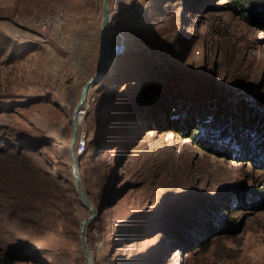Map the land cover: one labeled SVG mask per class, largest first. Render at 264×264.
<instances>
[{
    "label": "rangeland",
    "instance_id": "rangeland-1",
    "mask_svg": "<svg viewBox=\"0 0 264 264\" xmlns=\"http://www.w3.org/2000/svg\"><path fill=\"white\" fill-rule=\"evenodd\" d=\"M102 4L0 0V32L12 43L11 61L0 63V148L11 152L21 142L34 150L27 157L59 187L77 232L67 253L41 241L39 247H24L14 264H87L79 224L91 213L74 190L69 141L80 89L98 70ZM57 10L68 11L72 20L48 44L36 41V20ZM115 16L110 35L118 31L126 46L112 49L105 69L110 75L89 89L76 144L80 136L92 142L109 118L121 122L136 107L134 137L143 140L126 164H115L120 149L105 143L99 153L91 147L78 155L77 173L97 212L84 226L93 263L264 264L261 32L226 12L224 0H130ZM81 24L93 33L82 31L88 44L83 50L76 29ZM192 130L197 141L188 135ZM156 150L169 154L165 170L149 172L147 191L140 193L142 162H153ZM100 173L105 179L98 185ZM214 201L228 206L219 217L232 221L222 225L231 234L205 252L175 245L171 231L184 227L176 219L196 207L211 211L207 205ZM136 222L165 226L147 231L132 246L123 236Z\"/></svg>",
    "mask_w": 264,
    "mask_h": 264
},
{
    "label": "trees",
    "instance_id": "trees-1",
    "mask_svg": "<svg viewBox=\"0 0 264 264\" xmlns=\"http://www.w3.org/2000/svg\"><path fill=\"white\" fill-rule=\"evenodd\" d=\"M224 10L259 30L264 43V0H224ZM11 44V40L0 32L1 64L11 61ZM6 51L9 52L4 58ZM109 73L105 70L98 83L103 85L106 81L103 78L108 77ZM168 98L171 101L172 97ZM2 104L0 101V105ZM135 114L140 115L137 107L130 108L121 122L114 123L113 119L109 118L110 120L100 135L92 142H87L84 149L88 150L92 147L93 153H99L103 143L107 146L114 145L118 147V150L120 149L115 153V164L132 162L142 148L143 140V138L134 137L137 125L134 119ZM255 119L247 124L244 123L245 127H251ZM175 131L182 136L185 133L180 128H176ZM258 132L264 133V130H258ZM188 135L193 141H197L200 137L195 134L194 130ZM9 149L11 152L0 148V264H14L20 261L19 255L25 254L24 247H39L41 241L54 246L62 253H67L71 249V241L77 239L76 220L68 202L61 194L59 187L39 168H36L33 161L27 157V154L34 151L29 148L28 144L24 145L20 142L16 146H10ZM155 154L154 163L147 162L148 165H146L142 162L145 170L138 176L140 185L137 188L140 193L147 191V185L150 182L149 172L162 174L165 170L163 158L169 157L168 152L163 154L156 150ZM100 168L96 167V171ZM98 177L100 180L98 185H101L105 176L100 173ZM82 186L88 196V188ZM76 196H78L77 193ZM207 206L211 211L203 208L199 210L196 207L176 219L184 225L183 230L171 231L172 241L179 248L190 252H197V250L205 252L215 244L217 239L231 234L232 230L224 229L222 225L227 227L232 221H223L219 217L228 209V206L218 201L211 202ZM156 226L165 225L142 224L138 226L136 222L132 231L123 237L132 239V246H134L137 241H142L147 231Z\"/></svg>",
    "mask_w": 264,
    "mask_h": 264
},
{
    "label": "water",
    "instance_id": "water-1",
    "mask_svg": "<svg viewBox=\"0 0 264 264\" xmlns=\"http://www.w3.org/2000/svg\"><path fill=\"white\" fill-rule=\"evenodd\" d=\"M108 5H109V0H103L101 21L99 25L100 41H99L98 70L81 87L78 102L75 105L73 112H72V116H71L72 134H71V138L69 141V150H70V157H71V172H72V176L74 179V189L79 197L81 204L85 208H87L89 212L91 213L89 217L81 221L79 224L80 248H81V252L87 264H94V263H93V259L91 255L88 252V249L85 243L84 226L95 218L97 212L94 209V207L90 204L88 197L86 195V192L83 189V186L81 184V181L77 173L78 155L75 151V144H76V140L78 137V125L80 122V119L78 120V116L83 112L82 107L84 105L89 89L100 81V78L102 77L103 73L105 72V69L107 68L109 64L108 55L109 53H111L112 49H114L116 46H120V47L126 46V43L123 41L125 40L123 38V35L118 33V31L114 32L112 36L110 35L111 34L110 27H111L112 22L109 19ZM112 37H115L114 40L112 39Z\"/></svg>",
    "mask_w": 264,
    "mask_h": 264
},
{
    "label": "built area",
    "instance_id": "built-area-1",
    "mask_svg": "<svg viewBox=\"0 0 264 264\" xmlns=\"http://www.w3.org/2000/svg\"><path fill=\"white\" fill-rule=\"evenodd\" d=\"M130 0H109V19L112 21L114 16L119 15ZM115 16V17H116ZM72 20L71 14L66 10H57L51 14L39 17L36 20V26L39 28V34L37 40L43 44H48L54 37L61 34H54L56 29L62 27V25L69 23ZM33 43V42H31ZM85 148L84 136H80L76 144V153L81 155Z\"/></svg>",
    "mask_w": 264,
    "mask_h": 264
},
{
    "label": "crops",
    "instance_id": "crops-1",
    "mask_svg": "<svg viewBox=\"0 0 264 264\" xmlns=\"http://www.w3.org/2000/svg\"><path fill=\"white\" fill-rule=\"evenodd\" d=\"M81 25H84V26H79L78 25V27L76 26V29L78 30V32H77V34L79 35V33H80V37H81V39H80V42H81V46H80V48H81V50H83V48H85V47H87V42L85 41V39L83 38L84 36H82V31L83 30H85L84 31V34H87V35H90V36H92V31H90V30H88V28L85 26V24H81ZM89 28L91 29L92 28V26H89ZM93 28H95L94 26H93ZM70 29V28H69ZM67 30V29H66ZM95 31H97V29H95ZM83 34V35H84ZM84 44H85V46H84ZM99 49V48H98Z\"/></svg>",
    "mask_w": 264,
    "mask_h": 264
},
{
    "label": "bare ground",
    "instance_id": "bare-ground-1",
    "mask_svg": "<svg viewBox=\"0 0 264 264\" xmlns=\"http://www.w3.org/2000/svg\"><path fill=\"white\" fill-rule=\"evenodd\" d=\"M81 118V115L78 116V120Z\"/></svg>",
    "mask_w": 264,
    "mask_h": 264
}]
</instances>
